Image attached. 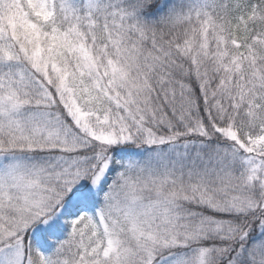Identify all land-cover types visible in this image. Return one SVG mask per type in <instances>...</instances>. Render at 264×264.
I'll list each match as a JSON object with an SVG mask.
<instances>
[{
  "label": "snow or ice",
  "instance_id": "6c2138e0",
  "mask_svg": "<svg viewBox=\"0 0 264 264\" xmlns=\"http://www.w3.org/2000/svg\"><path fill=\"white\" fill-rule=\"evenodd\" d=\"M0 264H264V0H0Z\"/></svg>",
  "mask_w": 264,
  "mask_h": 264
}]
</instances>
